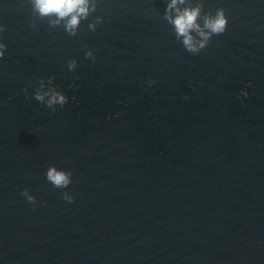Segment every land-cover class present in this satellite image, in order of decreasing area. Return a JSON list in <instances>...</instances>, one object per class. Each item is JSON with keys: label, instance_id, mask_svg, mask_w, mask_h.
<instances>
[{"label": "water", "instance_id": "obj_1", "mask_svg": "<svg viewBox=\"0 0 264 264\" xmlns=\"http://www.w3.org/2000/svg\"><path fill=\"white\" fill-rule=\"evenodd\" d=\"M221 6L192 54L163 0H97L74 37L0 0V264H264V0ZM54 73L69 103L25 98Z\"/></svg>", "mask_w": 264, "mask_h": 264}, {"label": "clouds", "instance_id": "obj_2", "mask_svg": "<svg viewBox=\"0 0 264 264\" xmlns=\"http://www.w3.org/2000/svg\"><path fill=\"white\" fill-rule=\"evenodd\" d=\"M31 6L40 17L47 18L54 26H63V31L70 36H76L83 21H87L89 16L96 11L97 0H31ZM162 18L170 27L176 41L183 49L192 54H199L206 49L213 37L225 33L228 29L229 17L226 9L216 7L215 10H205V0H163ZM101 17H96L100 21ZM90 29L96 28V23L88 24ZM5 26L0 24V33H3ZM7 45L0 39V59L5 56ZM87 56L93 57L94 52L89 49ZM78 60L70 58L68 65L71 69H76ZM57 74H51L45 80L40 78L38 86L29 94L27 88L25 98H35L47 108L55 111L57 107H63L70 102L69 96L56 84ZM152 87L153 81H146ZM247 96V92H244ZM10 99V98H9ZM184 99H188L184 96ZM71 102H76L74 97ZM120 115V113H117ZM46 180L54 187L66 189L72 183L71 171L49 164L44 172ZM22 195L27 202L35 203L36 197L25 188ZM65 201L72 202L75 197L67 192L62 194Z\"/></svg>", "mask_w": 264, "mask_h": 264}]
</instances>
